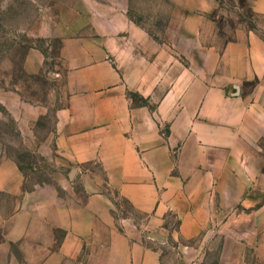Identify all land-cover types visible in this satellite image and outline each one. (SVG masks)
<instances>
[{
	"label": "crops",
	"instance_id": "0c3cea01",
	"mask_svg": "<svg viewBox=\"0 0 264 264\" xmlns=\"http://www.w3.org/2000/svg\"><path fill=\"white\" fill-rule=\"evenodd\" d=\"M147 1L155 18L169 4L162 35ZM223 1L90 0L51 33L55 53H27L24 73L56 85L42 111L52 123L32 136L51 175L89 194L29 188L19 160L1 158L0 264H165L147 239L170 215L177 238L217 223L264 255V0H230L257 29L221 42ZM115 192L146 216L141 228L121 226Z\"/></svg>",
	"mask_w": 264,
	"mask_h": 264
},
{
	"label": "rangeland",
	"instance_id": "374dc122",
	"mask_svg": "<svg viewBox=\"0 0 264 264\" xmlns=\"http://www.w3.org/2000/svg\"><path fill=\"white\" fill-rule=\"evenodd\" d=\"M90 0H0V159L15 156L23 165L27 174V186L57 184L58 189L72 197L81 194L86 201L89 193L82 187L73 186L75 179L62 177L59 182L52 176L46 162L47 148L35 142L46 135L47 126L52 123V113L43 115V108L55 104L56 85L47 75L30 76L23 71V62L32 49L46 53H55L56 44L51 42V33L59 21L67 18L74 7H89ZM224 3V1H223ZM223 8L215 11L221 42L231 40L239 33L237 29H257V19L246 9L227 0ZM158 17H153V2H146V23L162 35L163 26L168 20L169 4L162 1ZM221 11V12H220ZM264 36V34L262 33ZM38 119L34 126L33 121ZM52 187L45 190L49 196ZM80 191V192H79ZM113 212L121 226L141 228L146 216L131 206L118 193H113ZM167 231L160 237L148 238L149 244L159 249H166L163 254L165 264H264V255L257 243L236 239L226 232L223 225L212 223L208 230L197 237L185 240L177 238L174 231L179 229V221L170 215L165 224ZM256 246V248H255Z\"/></svg>",
	"mask_w": 264,
	"mask_h": 264
}]
</instances>
